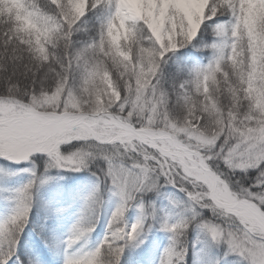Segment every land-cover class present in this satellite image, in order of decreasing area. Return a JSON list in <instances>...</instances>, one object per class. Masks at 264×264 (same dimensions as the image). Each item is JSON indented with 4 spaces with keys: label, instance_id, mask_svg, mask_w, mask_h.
<instances>
[{
    "label": "snow or ice",
    "instance_id": "snow-or-ice-1",
    "mask_svg": "<svg viewBox=\"0 0 264 264\" xmlns=\"http://www.w3.org/2000/svg\"><path fill=\"white\" fill-rule=\"evenodd\" d=\"M189 47L206 62L177 56ZM33 157L73 172L103 160L116 199L103 240L64 264H120L157 216L140 194L161 181L187 195L191 216L160 218L169 244L159 264H184L196 209L211 212L196 227L225 256L264 264V0H0V158ZM32 177L0 220V264L28 222ZM102 203L94 187L67 247L93 230Z\"/></svg>",
    "mask_w": 264,
    "mask_h": 264
},
{
    "label": "trees",
    "instance_id": "trees-1",
    "mask_svg": "<svg viewBox=\"0 0 264 264\" xmlns=\"http://www.w3.org/2000/svg\"><path fill=\"white\" fill-rule=\"evenodd\" d=\"M95 14L96 12L92 14L94 19ZM77 37L82 38L81 34ZM211 39L210 35L205 37L206 41ZM206 55V50L197 52L191 47L177 53V56H181L187 62H206ZM170 67L174 70L172 61L165 66L166 73ZM71 150L70 145L63 151ZM105 166L103 160L97 159L87 168L73 172L55 168L45 170L44 161L36 157L19 164L0 159V220L7 218L13 211L14 204L10 190L29 181L26 180L25 169L30 168L39 177L37 186L32 190L28 222L20 233L9 264H56L57 261H62L63 251L67 246L66 240L73 225L78 219H81L82 223L88 222L86 217L82 218V209L85 197L94 187H98L103 203L96 211L93 230L81 241L95 247L103 240L108 218L116 205V199L111 196L109 186L103 180L100 171ZM98 176L101 177L100 180L97 179ZM140 200L148 212L154 208L157 216L155 219L148 216L141 235L144 242L139 246H126L120 258V264H159L161 253L169 244V233L159 227L160 218L167 215L170 220H175L191 216L187 195L162 181L159 191L140 194ZM136 210L137 208L133 206L126 211L124 217L126 224L134 219ZM196 210L200 211V217L191 223L182 237L186 248L184 264H212L216 260L220 264H238L237 256L233 254L225 256V245L211 244L208 236L196 227L200 219L205 221L210 219L211 212L207 209Z\"/></svg>",
    "mask_w": 264,
    "mask_h": 264
},
{
    "label": "rangeland",
    "instance_id": "rangeland-1",
    "mask_svg": "<svg viewBox=\"0 0 264 264\" xmlns=\"http://www.w3.org/2000/svg\"><path fill=\"white\" fill-rule=\"evenodd\" d=\"M97 10H93L92 13L90 12L88 14V17L93 19L94 20V16L92 15L93 13H95ZM78 34H81V36L83 37L84 34L83 33H78ZM77 34V35H78ZM197 39H199V36L197 37ZM189 49V48H188ZM186 49H181L180 51H185ZM70 145H64V146H61V151L62 152H66V151H63V150H67V147H69ZM0 159H3V158H0ZM5 160V159H4ZM8 161V160H6ZM12 162V161H11ZM27 161H22V162H19V163H26ZM13 163H16V162H13ZM18 163V164H19ZM28 169L29 171H24L25 174H26V180H30L32 179V171L30 170V168H26ZM28 182H24L22 184H20V186H18L16 189H12L10 190L11 191V196L15 193V191L19 188H21L23 185L27 184ZM114 198V197H113ZM139 216V212L138 210H136V215L133 217L134 219L128 224V225H131L132 223L136 222L137 218ZM88 244V243H87ZM87 244H84V242L82 241H78L77 243L73 244L70 248L66 246V250L63 251V253L65 254V258L63 260V263L64 264V261L67 257L69 256H76L78 254H80L81 252L84 251V249H86V246ZM94 249V248H93Z\"/></svg>",
    "mask_w": 264,
    "mask_h": 264
},
{
    "label": "clouds",
    "instance_id": "clouds-1",
    "mask_svg": "<svg viewBox=\"0 0 264 264\" xmlns=\"http://www.w3.org/2000/svg\"><path fill=\"white\" fill-rule=\"evenodd\" d=\"M207 128H208V130L210 131V129H211V123H210V122H209Z\"/></svg>",
    "mask_w": 264,
    "mask_h": 264
}]
</instances>
